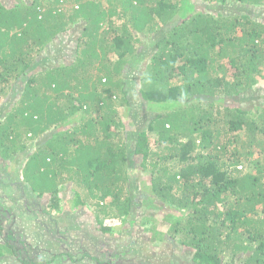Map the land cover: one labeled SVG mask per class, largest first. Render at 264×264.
Masks as SVG:
<instances>
[{"label":"trees","instance_id":"1","mask_svg":"<svg viewBox=\"0 0 264 264\" xmlns=\"http://www.w3.org/2000/svg\"><path fill=\"white\" fill-rule=\"evenodd\" d=\"M261 6L0 0V259L97 264L60 227L68 185L73 207L90 204L95 220L103 215L102 233L135 224L147 198L171 205L178 219L165 264H180L181 247L185 264H264V93L251 97L264 79V18L250 12ZM145 34L154 37L148 46ZM53 42L63 43L62 58L54 45L42 55ZM141 59L150 64L129 80L127 69ZM135 94L155 111L146 122ZM118 106L130 113L125 123ZM78 112V126L66 128ZM15 205L32 214L27 229L39 247L31 258L20 257L26 241Z\"/></svg>","mask_w":264,"mask_h":264},{"label":"rangeland","instance_id":"2","mask_svg":"<svg viewBox=\"0 0 264 264\" xmlns=\"http://www.w3.org/2000/svg\"><path fill=\"white\" fill-rule=\"evenodd\" d=\"M13 2H17L18 0H12ZM22 2H26L27 0H19ZM64 5H68L66 2ZM251 14H261V17L264 18V7L261 6L259 9H250ZM143 42L146 46H148L153 36L145 34L142 35ZM47 44L43 50L42 55L45 53H51L56 50V54L58 57L62 58L66 54L67 51H63L61 49V45L63 43L53 42L50 46ZM54 45V47H53ZM53 48V49H52ZM53 54V52H52ZM52 54L48 55L49 57ZM150 62L147 60L141 59L140 61H132V67L128 68L126 73V77L131 80L132 78L135 81L138 80L140 76V70L144 69L146 65H149ZM126 69V68H125ZM150 68L146 69L145 72L148 74ZM263 74V70L261 71V75ZM259 86V93L257 91H253L251 97L256 98L260 94L264 93V79L257 78ZM137 83V82H136ZM132 85V84H130ZM133 86V85H132ZM138 88V86L136 87ZM259 94V95H258ZM260 98V97H259ZM132 102L135 106L134 110H139L138 118L141 123L152 117L155 114V111L152 110L151 107L141 99L137 94L132 95ZM249 101L245 102L244 105L248 106ZM121 116L122 123L127 121V116H130L128 109L123 106H118ZM132 110V112H134ZM127 112L129 114H127ZM127 114V115H126ZM81 120V112L75 113L72 116H69V120L65 122V127L69 128L71 126H78L79 121ZM143 126V125H142ZM57 140V136L48 138L47 145L55 142ZM30 149H35V142L30 145ZM142 180L135 179V183L145 182V178H141ZM70 184V183H69ZM69 189L68 185L66 186ZM62 192L60 197L61 210L57 211L56 216L59 213H68L72 214L73 217L75 215V219H68V214L65 216H60V220L62 219V223L60 227L69 228V232L74 236V233L80 238L81 242L79 243L81 246H84L85 249L92 250L94 254L98 258L97 264H147L148 262H152L154 264H165L170 258L171 245L173 246L174 242L171 238V235L168 233L170 225L178 219L177 213L173 210L171 205L163 204L158 200H153L152 202H148V199L144 202H141L138 205V208L135 209L134 218L136 219L135 224L128 225V220L124 223H119L112 227L111 233H102L98 227L100 225V219L103 217L102 214L99 215V220H95V215L93 214V207L88 204L84 207L75 208L71 204V196L72 192L68 191ZM1 192V190H0ZM62 198V199H61ZM20 201V200H19ZM16 208V209H15ZM145 217V220H144ZM32 214L27 212L26 209L20 208L19 206L14 207V219L15 224L17 219H20V235L21 239L25 240L26 243L23 246V252L20 256L21 258L27 257L31 258L36 253V248L39 247L38 240L35 236V233L30 229H27V220H32ZM44 224V222H42ZM73 224L74 226H72ZM73 227V228H72ZM122 228L124 230H130V235L122 233ZM85 233V234H84ZM160 234H163L165 238L169 239V242H160ZM97 239H94V237ZM41 237V233H40ZM172 241V242H170ZM180 247V246H179ZM181 252L175 255V259L179 261L180 264H185L187 260L184 258V253L186 250L184 247H181ZM79 246L73 247V252L78 251ZM0 264H17L14 257H5L4 259H0ZM66 264H95L94 261L89 260L88 258H81V261L77 263L68 261Z\"/></svg>","mask_w":264,"mask_h":264}]
</instances>
